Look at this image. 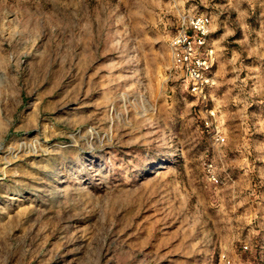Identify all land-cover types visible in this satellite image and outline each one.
I'll return each mask as SVG.
<instances>
[{
    "label": "rangeland",
    "instance_id": "obj_1",
    "mask_svg": "<svg viewBox=\"0 0 264 264\" xmlns=\"http://www.w3.org/2000/svg\"><path fill=\"white\" fill-rule=\"evenodd\" d=\"M0 264H264V0H0Z\"/></svg>",
    "mask_w": 264,
    "mask_h": 264
},
{
    "label": "built area",
    "instance_id": "obj_2",
    "mask_svg": "<svg viewBox=\"0 0 264 264\" xmlns=\"http://www.w3.org/2000/svg\"><path fill=\"white\" fill-rule=\"evenodd\" d=\"M211 17L202 14L194 17L187 25L181 24L178 33L172 38L175 66L183 68L184 73L191 82V90L205 96L207 86L214 84L212 74L213 50L207 48L210 36ZM206 47V52L203 49ZM211 115L214 113L211 111ZM211 121L206 120L210 125ZM217 140H225L217 135ZM208 172L213 179H217L213 163L207 166Z\"/></svg>",
    "mask_w": 264,
    "mask_h": 264
}]
</instances>
